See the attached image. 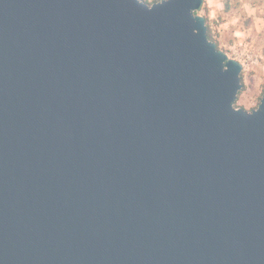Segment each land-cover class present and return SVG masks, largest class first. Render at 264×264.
Instances as JSON below:
<instances>
[{
	"label": "water",
	"instance_id": "obj_1",
	"mask_svg": "<svg viewBox=\"0 0 264 264\" xmlns=\"http://www.w3.org/2000/svg\"><path fill=\"white\" fill-rule=\"evenodd\" d=\"M192 6L0 0L3 264H264V110Z\"/></svg>",
	"mask_w": 264,
	"mask_h": 264
},
{
	"label": "clouds",
	"instance_id": "obj_2",
	"mask_svg": "<svg viewBox=\"0 0 264 264\" xmlns=\"http://www.w3.org/2000/svg\"><path fill=\"white\" fill-rule=\"evenodd\" d=\"M153 11L174 3V0H134ZM192 21L199 26L193 34L204 30L205 44L215 54L239 53L244 59L243 74H237L239 88L231 102V109L247 116L264 110V0H189ZM198 5V6H195ZM202 21V24L200 23ZM222 70L228 69L222 64ZM0 264L3 260L0 259Z\"/></svg>",
	"mask_w": 264,
	"mask_h": 264
},
{
	"label": "rangeland",
	"instance_id": "obj_3",
	"mask_svg": "<svg viewBox=\"0 0 264 264\" xmlns=\"http://www.w3.org/2000/svg\"><path fill=\"white\" fill-rule=\"evenodd\" d=\"M225 53L228 54V56L231 59H234V60L238 61L239 63H241V61L244 59V57L243 56H240L239 53H236V54H232V53H228V52H225ZM241 65L244 68V64L241 63ZM242 74H243V71H242Z\"/></svg>",
	"mask_w": 264,
	"mask_h": 264
}]
</instances>
